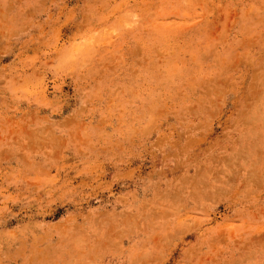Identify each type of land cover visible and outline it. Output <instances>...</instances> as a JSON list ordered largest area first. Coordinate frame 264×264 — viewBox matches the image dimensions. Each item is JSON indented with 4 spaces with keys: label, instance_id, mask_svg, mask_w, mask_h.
<instances>
[{
    "label": "rangeland",
    "instance_id": "obj_1",
    "mask_svg": "<svg viewBox=\"0 0 264 264\" xmlns=\"http://www.w3.org/2000/svg\"><path fill=\"white\" fill-rule=\"evenodd\" d=\"M0 264H264V0H0Z\"/></svg>",
    "mask_w": 264,
    "mask_h": 264
}]
</instances>
